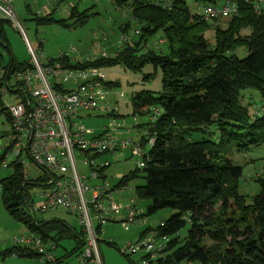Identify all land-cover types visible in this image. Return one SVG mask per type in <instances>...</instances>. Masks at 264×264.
Segmentation results:
<instances>
[{"label": "trees", "instance_id": "1", "mask_svg": "<svg viewBox=\"0 0 264 264\" xmlns=\"http://www.w3.org/2000/svg\"><path fill=\"white\" fill-rule=\"evenodd\" d=\"M195 1L205 6L217 5L219 0ZM232 1L237 13L226 27L213 29L201 14L192 13L186 0L165 4L159 0H114L118 9L129 11L130 17L120 27L122 36L128 37L114 57L103 54L87 65L99 71L120 65L137 73L152 65L162 74L160 92L140 91L131 96L135 114H151L153 118L154 110H159L149 126L139 127L154 139L145 168L136 167L115 187L124 189L142 178L144 182L135 192L139 199L149 201L147 215L163 209L172 211L165 226L156 229L170 241L150 264H264V173L257 179L260 192L249 202L238 190L243 167L233 164L228 152L264 145V7L259 0ZM88 11L72 9L67 19L48 15L35 17L34 22L37 26L56 22L76 29L91 17ZM9 25L0 19V48L10 54L5 33ZM211 29L214 44L205 37ZM158 33L163 34L167 52L148 44ZM241 47L247 53L243 58L237 56ZM67 63L73 67L71 61ZM0 65L16 71L29 66L13 57L6 64L1 51ZM151 76L145 75V80ZM102 83L109 94L119 87L104 79ZM251 91L259 96L255 98ZM106 113L120 119L126 128L134 127L127 125L118 110ZM147 142L143 136L140 143L145 147ZM12 168V174L0 179L3 206L11 218L56 247L61 239L74 241L76 247L70 254L80 253L85 242L82 229L45 222L24 210L27 205L33 209L29 190L43 188L46 174L35 181L27 180L20 165ZM185 228L186 234L181 235ZM101 232L98 228L97 234ZM108 244L117 248L112 242ZM12 254L38 258L29 247L13 245L3 256ZM124 256L130 259L125 252ZM64 261L56 257L52 264Z\"/></svg>", "mask_w": 264, "mask_h": 264}, {"label": "built area", "instance_id": "2", "mask_svg": "<svg viewBox=\"0 0 264 264\" xmlns=\"http://www.w3.org/2000/svg\"><path fill=\"white\" fill-rule=\"evenodd\" d=\"M14 1L0 0V19L24 33L23 24L14 13ZM236 13L237 5L225 0L220 6H203L201 15L209 21L230 18ZM126 37L122 36L121 41H126ZM24 39L32 56L29 66L16 71L0 65V102L3 104L7 96L16 99L4 109L11 131L5 139L7 147L0 155L1 167H22L29 160L46 174L36 210L47 213L62 209L76 216L85 235L83 250L78 254L80 262L94 260L103 264L97 229L102 230L108 223L135 226L145 222L136 200L125 203L116 200L115 196L124 189L110 187L103 176L104 170L112 164L104 157L128 161V154L129 159L137 158V167L143 169L147 152L141 143L131 138V129L126 128L124 122L106 113L115 112L117 108L112 109L107 102L109 91L102 83L104 75L94 67H87L97 58L73 56L76 51L72 47L58 58L48 59L43 52L38 54L26 36ZM161 44H164L162 39L154 46ZM67 61H71L73 67ZM96 112L101 115H94ZM158 115L159 110H154L153 118ZM95 118L109 119V123L96 132L84 124L85 120ZM142 132L152 146L154 139L146 130ZM80 166L88 173L82 172ZM25 178L28 180L27 175ZM164 226L161 222L159 227ZM169 241V236L150 230L136 242L127 243L125 253L149 256L141 264H150L165 251ZM13 243L31 248L44 264L56 262L54 243L44 242L39 235L14 237Z\"/></svg>", "mask_w": 264, "mask_h": 264}, {"label": "rangeland", "instance_id": "3", "mask_svg": "<svg viewBox=\"0 0 264 264\" xmlns=\"http://www.w3.org/2000/svg\"><path fill=\"white\" fill-rule=\"evenodd\" d=\"M74 1L76 2L75 4L79 2L84 3V6L80 5L78 8L79 11L89 10L88 13L91 14V17L83 26L76 29H68L56 22L43 26H37L34 22V18L37 16V11L42 12L41 16L52 13L56 20H61L63 18L67 19L70 16V2ZM92 1L93 0H63L60 3V10L58 11L57 6L59 4L52 0L53 5H51L49 13H44L42 9L47 6V0H16L14 2V13L22 22L24 33L17 31L12 25L5 27L10 54L4 48H0V51L4 56V62L8 64L11 57H13L18 63H28L32 60V56L28 51L24 39L25 36L38 54L43 52L44 57L48 59L58 58L60 53L69 52L72 47H74L76 51L72 54L73 56L81 55L84 58H97L105 54L108 58L114 57L122 42L120 27L123 22L130 17L129 11L118 9L113 3L114 0H97L95 4H93ZM186 1L193 14L203 13L204 2L203 4L200 3L195 5V0ZM223 2L224 1L219 0L216 4L217 6H220ZM263 3L264 2H259V4ZM65 8L68 9L69 13H64L63 15L62 12L65 11ZM228 20L229 18H219L209 20L208 23L214 29L216 26L226 27ZM213 29L207 31L205 34L206 39L212 44H214ZM162 38L163 34L158 33L152 40L149 41V46H154V44L159 42ZM40 43L43 44L42 47ZM159 46L162 52H167L168 47L165 42ZM246 54L247 53L244 47L237 50V56L239 58L245 57ZM100 72L104 75L105 82L119 84V87L111 90V93L107 97V102H109L113 107L117 106L119 115L123 119L127 120V125H131L132 127L134 126L131 130L130 136L135 141L140 143L143 137V132L139 127L141 125L149 126V124L153 122V118L151 114H135V108L132 105L131 96L135 92L140 91L160 92L162 88V74L160 69L155 70L154 66L146 65L142 69L141 73H137L117 65L102 67ZM148 74H152L151 79L145 80L144 76ZM251 92L255 98L259 96L256 91ZM256 100V105L260 106V100ZM15 102L16 99L13 96H7L3 104L0 102V155H3L4 148L7 147L5 139L11 131L8 114L4 109ZM94 115L98 116L101 114L96 112ZM108 123L109 119L105 118H95L84 121L86 126L94 129L96 132H100L102 126ZM150 149L151 145L146 143V152H149ZM228 152L230 153V158L232 159L233 164L243 167L242 176L238 182V190L240 194L247 196L248 201L251 202L252 197L260 192V185L257 182V179L264 173V145L251 148L245 152H235L233 150H229ZM104 158L110 160L112 163L111 166L105 170V176L110 187L113 188L116 187L121 177L125 176L137 167V158L128 159V161L124 158L116 160L115 157L111 156ZM80 168L82 172L88 173V171L83 167L80 166ZM22 172L28 176V179L33 181L43 176V172L29 160L22 165ZM12 173L13 168L9 167L4 169L1 167L0 179L8 177ZM143 182L142 178L131 181L127 188H124V190L115 197L119 203H125L130 199L136 200L140 213L144 216L143 220H145V222L141 225L132 226L128 232L125 231L120 224H118V222L108 223L104 226L102 228V232L98 235L99 254L103 264H141L144 254H129L130 259L124 256L126 244L129 242H136L139 234L149 227H151L152 230L157 229L161 222L167 220L172 215V211L167 209L147 215V206L149 205V201L139 199L135 192L136 187L141 186ZM89 184L94 185L91 182H89ZM41 193L42 188L40 187H34L29 190L30 201L33 204V209H28V205L23 206L25 207V212H28L31 217L35 216L37 219H43L45 221H51L54 219L65 220L77 231H81V223L79 219L62 209L52 210L47 213H41L36 210V206L41 200ZM87 197H90V194H87ZM8 219H11L14 224L17 223L18 225H21L11 218L5 210L2 202V194L0 192V248H3L2 246L5 244L9 246L14 245V238L12 235L13 229L8 226ZM22 228L26 231L24 226ZM186 232L187 228L181 231V235L186 234ZM8 237L9 239H3ZM108 242L114 243L117 248L109 245ZM75 247L76 244L74 241L61 239L58 242L57 249L54 251V255L57 258H65L63 264H97L94 260L86 263L80 262L78 257L79 253L70 254ZM30 260L34 261V264H39L40 262H38L36 258Z\"/></svg>", "mask_w": 264, "mask_h": 264}, {"label": "crops", "instance_id": "4", "mask_svg": "<svg viewBox=\"0 0 264 264\" xmlns=\"http://www.w3.org/2000/svg\"><path fill=\"white\" fill-rule=\"evenodd\" d=\"M16 1V0H15ZM14 1V2H15ZM54 1H56V3L57 4H59L58 6H57V10L59 11L60 10V3L63 1V0H54ZM68 1H70V0H68ZM96 1L97 0H93L92 2H93V4H95L96 3ZM159 1H161V2H163L164 4H165V2L167 3L169 0H159ZM232 1V0H231ZM234 2V1H233ZM263 2H264V0H263ZM40 3V2H39ZM38 3V4H39ZM71 3V4H70ZM69 4V8H71V10L72 9H76V10H79L78 8L80 7V5H83L84 6V3H77V4H75L76 2L74 1V2H70ZM235 3V2H234ZM223 4V3H222ZM236 4V3H235ZM264 4V3H263ZM263 4H262V6H263ZM51 5H53V2H52V0H47V6H45L43 9H42V11L44 12V13H49V10H50V7H51ZM195 5H197L196 3H195ZM13 7H14V5H13ZM53 7V6H52ZM264 7V6H263ZM71 10H70V14H71ZM85 11V10H84ZM63 13V15H64V13H69V11H68V9L67 8H65V11H63L62 12ZM41 14H42V12H40V11H37V16L36 17H46V16H48V15H52V13L51 14H47V15H45V16H41ZM52 17H53V15H52ZM63 19H65V18H63ZM9 43V42H8ZM43 45V44H42ZM126 158H127V160L129 159V155H128V157L126 156ZM57 210V209H56ZM45 221V220H44ZM8 222H9V227L10 228H12L13 230H12V232H13V238L14 237H20V236H22V235H29L30 234V232H28V230L26 229V227H25V229H26V231L22 228L23 226H22V224L21 225H18L17 223H13L12 221H11V219H8ZM45 222H49V223H57V224H63V225H66L67 227H70V228H72V229H75L73 226H71L67 221H65V220H61V219H54V220H51V221H45ZM164 222V221H163ZM115 223H117V222H115ZM118 224H120V226L125 230V231H129L130 230V228H132V226H128V225H126V224H124V223H120V222H118ZM22 226V227H21ZM102 231V230H101ZM144 231V230H143ZM142 231V232H143ZM141 232V233H142ZM25 233H29V234H25ZM141 233L139 234V237H138V239L141 237L140 235H141ZM15 234H17V235H15ZM9 235H11V234H9ZM10 237V236H9ZM9 237L8 238H3V239H9ZM3 241V240H2ZM3 248H0V264H34V261H31L30 259H34V258H28V257H24V256H20V255H10V256H7V257H5V256H3V254H4V252L5 251H8L9 249H11L13 246H9V245H4V246H2ZM57 249V247L55 246V250ZM54 250V251H55ZM53 251V252H54ZM36 260H38V262L40 261L38 258H36ZM39 264H42V262L40 261L39 262Z\"/></svg>", "mask_w": 264, "mask_h": 264}, {"label": "clouds", "instance_id": "5", "mask_svg": "<svg viewBox=\"0 0 264 264\" xmlns=\"http://www.w3.org/2000/svg\"><path fill=\"white\" fill-rule=\"evenodd\" d=\"M206 6V5H205ZM215 6H217V5H215Z\"/></svg>", "mask_w": 264, "mask_h": 264}]
</instances>
